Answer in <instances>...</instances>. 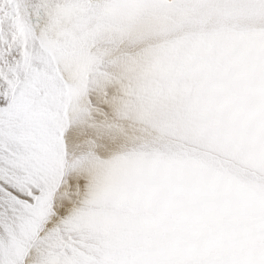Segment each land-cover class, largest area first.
<instances>
[{
    "label": "snow or ice",
    "instance_id": "snow-or-ice-1",
    "mask_svg": "<svg viewBox=\"0 0 264 264\" xmlns=\"http://www.w3.org/2000/svg\"><path fill=\"white\" fill-rule=\"evenodd\" d=\"M0 264H264V0H0Z\"/></svg>",
    "mask_w": 264,
    "mask_h": 264
}]
</instances>
